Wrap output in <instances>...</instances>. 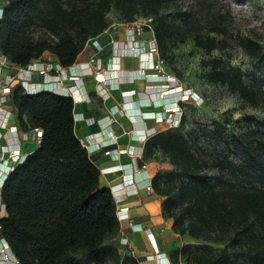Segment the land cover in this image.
Listing matches in <instances>:
<instances>
[{"label": "trees", "instance_id": "obj_1", "mask_svg": "<svg viewBox=\"0 0 264 264\" xmlns=\"http://www.w3.org/2000/svg\"><path fill=\"white\" fill-rule=\"evenodd\" d=\"M6 1L0 17V51L8 62L25 67L48 51L62 67H69L85 44L108 27L106 14L111 8L122 14L124 22H131L139 13L157 15L168 0ZM152 28L162 55L174 26L159 19ZM195 42L213 47L211 38L197 36ZM241 45L249 55L264 57L258 44ZM208 65L209 81L226 84L247 99L252 96L238 69H219L218 59ZM10 96L21 129L39 127L43 132L37 149L8 174L1 187L7 215L0 219V234L18 263L139 264L106 243L119 228L115 200L109 188L99 186V169L74 133L72 97L46 90L28 93L21 84L12 87ZM177 128L161 130L144 144V156L160 149L188 175L177 188L178 196L188 201L179 213L170 189L161 187L158 175L151 179L155 193L166 196L163 214L181 235L242 244L251 264H264V165L258 159L238 166L221 162L231 174L250 177L248 189H237L225 178L211 182ZM256 145L262 147L264 141ZM194 248L186 243L173 255L187 264H229L227 246L217 254Z\"/></svg>", "mask_w": 264, "mask_h": 264}, {"label": "crops", "instance_id": "obj_2", "mask_svg": "<svg viewBox=\"0 0 264 264\" xmlns=\"http://www.w3.org/2000/svg\"><path fill=\"white\" fill-rule=\"evenodd\" d=\"M6 3L0 0V13ZM152 37L148 30L130 32L126 22L109 23L94 38L102 47V83L89 73V57L96 50L92 41L69 67H62L57 57L46 51L29 67L0 66V78L19 76L34 83L50 82V88L72 87L74 133L99 169V186L109 188L115 200L119 228L106 243L116 246L121 255L133 256L139 264H187L180 257L176 259L173 251L189 243L191 237L174 230L172 219L162 211L164 197L148 188L151 179L168 164L144 156L145 141L167 128L162 125L169 115H178L177 94L167 90L163 72L151 66L155 56L149 51ZM133 45L137 54H127ZM51 63L57 71L39 75L37 69ZM16 83L14 80L11 87ZM38 146L32 130L21 129L11 96L2 92L1 85L0 148L29 155ZM6 215L0 190V219Z\"/></svg>", "mask_w": 264, "mask_h": 264}, {"label": "rangeland", "instance_id": "obj_3", "mask_svg": "<svg viewBox=\"0 0 264 264\" xmlns=\"http://www.w3.org/2000/svg\"><path fill=\"white\" fill-rule=\"evenodd\" d=\"M106 19L118 23L125 18L111 8ZM135 19L152 25L163 19L174 26L164 54L158 51L164 60L161 72L178 85L173 90L181 114L177 129L198 158L201 171L211 182L225 178L237 189L250 188V177L231 174L221 167V162L238 166L246 160L255 164L258 159L264 165V145H256L258 140L264 141V57L249 55L241 45V42H253L260 46L258 53L264 54V0H168L157 15L139 13ZM197 36L213 39V47L197 45ZM214 59L219 60V69L240 71L243 83L253 92L250 98L230 91L226 84L209 81L208 62ZM167 90L170 91L168 87ZM168 124L164 119L162 128H170ZM151 157L168 164L156 175L161 187L170 189V195L176 198L177 212H182L180 208L188 201L178 196L177 188L187 182V173L171 164L160 149ZM214 234L211 236L217 238ZM189 243L196 251L214 254L227 246L229 264H251L248 250L242 244L194 237Z\"/></svg>", "mask_w": 264, "mask_h": 264}, {"label": "built area", "instance_id": "obj_4", "mask_svg": "<svg viewBox=\"0 0 264 264\" xmlns=\"http://www.w3.org/2000/svg\"><path fill=\"white\" fill-rule=\"evenodd\" d=\"M1 17V16H0ZM126 26L128 28V30L132 33H141L142 31L148 30L153 34V37L149 40V51L152 54H155V56L153 58H151V66L158 70L161 71L162 67H163V63L164 60L162 59V57L159 55L158 52V48H157V44H156V40L154 38V32H153V28L152 25L149 21H143L140 19H135L134 21L131 22H126ZM89 41H92L93 43H96L93 39H90ZM88 41V42H89ZM96 50L95 53L92 54L89 57V64L91 65V68L89 70V73L91 75L94 76L95 80L98 83H102L105 79V74H104V69L102 68V58L99 55V53L102 51V47L96 43L95 45ZM137 50L138 48L136 46H130L127 49V54H137ZM11 63L8 62V60L6 59V57L0 53V66H4V65H9ZM31 66V65H30ZM20 67V66H19ZM29 67V64L26 66ZM24 68V67H20ZM39 75H46L47 72H51V71H57V69H55L53 63L48 64V65H42L41 68L37 69ZM143 69L141 68L140 70V75L143 73L142 72ZM139 75V74H138ZM161 76H163V78H165V82H166V86L169 88L170 91H173L176 89V87L178 85H174L172 84L173 79H171L172 77L168 76V75H164L162 74ZM73 79H75V76H72ZM17 80L16 84H21L23 86V88L25 89L26 92L28 93H35L38 91H42V90H46V91H51V92H55V93H59V94H63V95H69L72 97L73 101H75V98L73 97V90L72 87H68V86H62L60 88H50V82H31L25 78H20L18 77H13V76H7V78L5 80H2L0 78V86L2 85V92L4 94H11V83ZM176 112H177V118L173 117L171 115H169L170 117L167 118V122L169 123V127H177L180 123V117L181 114L180 112H178V109L175 108ZM35 139L37 140V142H40V139L42 137V129L39 127L33 128L31 129ZM6 156V158H5ZM27 155L21 154L18 150H2L0 148V190L1 187L4 183V181L6 180L8 174L18 165L24 162L25 158ZM10 161L9 164H7ZM148 188H151V184L148 185ZM0 264H6L7 261L12 260L13 264H17L18 260L14 257V255L12 254L7 242L2 238V243H0Z\"/></svg>", "mask_w": 264, "mask_h": 264}, {"label": "water", "instance_id": "obj_5", "mask_svg": "<svg viewBox=\"0 0 264 264\" xmlns=\"http://www.w3.org/2000/svg\"><path fill=\"white\" fill-rule=\"evenodd\" d=\"M0 16H1V13H0Z\"/></svg>", "mask_w": 264, "mask_h": 264}]
</instances>
